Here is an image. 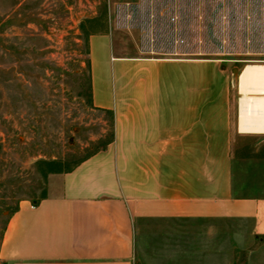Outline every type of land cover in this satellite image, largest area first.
Returning <instances> with one entry per match:
<instances>
[{"label": "crops", "instance_id": "obj_1", "mask_svg": "<svg viewBox=\"0 0 264 264\" xmlns=\"http://www.w3.org/2000/svg\"><path fill=\"white\" fill-rule=\"evenodd\" d=\"M87 44L90 102L111 114V141L18 203L0 261L263 263L264 201L233 185V138L248 134L237 109L234 120L237 77L189 53L117 54L108 27Z\"/></svg>", "mask_w": 264, "mask_h": 264}, {"label": "rangeland", "instance_id": "obj_2", "mask_svg": "<svg viewBox=\"0 0 264 264\" xmlns=\"http://www.w3.org/2000/svg\"><path fill=\"white\" fill-rule=\"evenodd\" d=\"M105 27L117 54L218 59L234 85L264 64V0H0V239L20 201L111 138L89 87L87 38ZM231 153L236 195L264 201V134L235 136Z\"/></svg>", "mask_w": 264, "mask_h": 264}, {"label": "bare ground", "instance_id": "obj_3", "mask_svg": "<svg viewBox=\"0 0 264 264\" xmlns=\"http://www.w3.org/2000/svg\"><path fill=\"white\" fill-rule=\"evenodd\" d=\"M237 89L239 132L264 134V64H245L237 75Z\"/></svg>", "mask_w": 264, "mask_h": 264}, {"label": "trees", "instance_id": "obj_4", "mask_svg": "<svg viewBox=\"0 0 264 264\" xmlns=\"http://www.w3.org/2000/svg\"><path fill=\"white\" fill-rule=\"evenodd\" d=\"M110 141H111V138L109 139V141L106 142V144H107L108 142H110ZM106 144H105V145H106ZM97 151H98V150H97ZM95 152H96V151H95ZM95 152H93V153H95ZM93 153H92V154H93ZM90 155H91V154H90Z\"/></svg>", "mask_w": 264, "mask_h": 264}, {"label": "water", "instance_id": "obj_5", "mask_svg": "<svg viewBox=\"0 0 264 264\" xmlns=\"http://www.w3.org/2000/svg\"><path fill=\"white\" fill-rule=\"evenodd\" d=\"M236 70L234 69V71L233 72H235Z\"/></svg>", "mask_w": 264, "mask_h": 264}]
</instances>
